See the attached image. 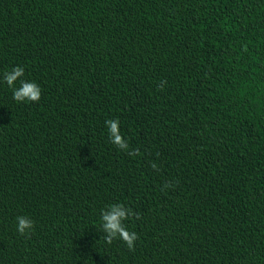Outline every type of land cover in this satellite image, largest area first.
Here are the masks:
<instances>
[{"label":"trees","instance_id":"16d2710c","mask_svg":"<svg viewBox=\"0 0 264 264\" xmlns=\"http://www.w3.org/2000/svg\"><path fill=\"white\" fill-rule=\"evenodd\" d=\"M0 264H264V0H0Z\"/></svg>","mask_w":264,"mask_h":264},{"label":"clouds","instance_id":"9594fccd","mask_svg":"<svg viewBox=\"0 0 264 264\" xmlns=\"http://www.w3.org/2000/svg\"><path fill=\"white\" fill-rule=\"evenodd\" d=\"M24 68L15 66L10 71L3 73V81L13 90V99L17 102H38L41 98L42 90L35 81H27L21 79L24 76ZM20 81L19 87H15L16 82ZM162 82L159 87H163ZM119 119H109L105 121L108 128L109 138L111 142L121 150L127 151L128 143L120 134ZM139 150L129 151L128 155H139ZM156 168V164L151 165ZM168 185H165L167 187ZM135 215L136 219H140L138 213H134L123 203L117 202L109 204L101 210V229L104 233L103 239L107 244H111L114 239L123 241L129 250H134L135 242L138 240V234L129 231L125 225V221ZM17 231L24 235L34 229V221L28 216H17Z\"/></svg>","mask_w":264,"mask_h":264}]
</instances>
